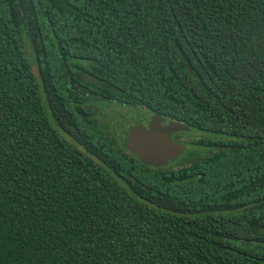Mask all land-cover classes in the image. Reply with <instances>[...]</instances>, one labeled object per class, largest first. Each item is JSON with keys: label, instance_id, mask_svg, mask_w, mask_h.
Masks as SVG:
<instances>
[{"label": "trees", "instance_id": "1", "mask_svg": "<svg viewBox=\"0 0 264 264\" xmlns=\"http://www.w3.org/2000/svg\"><path fill=\"white\" fill-rule=\"evenodd\" d=\"M0 264H264V0H0Z\"/></svg>", "mask_w": 264, "mask_h": 264}, {"label": "water", "instance_id": "2", "mask_svg": "<svg viewBox=\"0 0 264 264\" xmlns=\"http://www.w3.org/2000/svg\"><path fill=\"white\" fill-rule=\"evenodd\" d=\"M135 121L123 120L114 125L113 134L120 143L150 166L165 167L173 158L185 152V145L164 137L169 133L188 130L182 124L169 121L155 113L140 114ZM145 125V127H142Z\"/></svg>", "mask_w": 264, "mask_h": 264}, {"label": "rangeland", "instance_id": "3", "mask_svg": "<svg viewBox=\"0 0 264 264\" xmlns=\"http://www.w3.org/2000/svg\"><path fill=\"white\" fill-rule=\"evenodd\" d=\"M139 112H141V111H139L136 108L124 107V106H120L118 104H109V105H107V107H104L101 110L99 109L97 117L104 124H106L113 132L114 125L118 122H122L123 120L135 121L136 118L140 119L139 118V116H140ZM181 132H182V130L177 131L175 133H176V135L179 136V138H182L183 140H189L190 139V135H183ZM196 134H197L196 131L191 132L192 137H194ZM184 142H187V141H184ZM176 164H178V162L174 163V165H176Z\"/></svg>", "mask_w": 264, "mask_h": 264}, {"label": "flooded vegetation", "instance_id": "4", "mask_svg": "<svg viewBox=\"0 0 264 264\" xmlns=\"http://www.w3.org/2000/svg\"><path fill=\"white\" fill-rule=\"evenodd\" d=\"M107 107V106H106ZM97 110V113H98V109H96ZM140 114H145L146 112H139ZM142 127H145V125H142ZM164 133V137H168V138H171V139H173L174 141H178L177 140V138H179L178 137V135H176V133H169V129L167 130V131H164L163 132ZM179 142V141H178ZM180 143V142H179Z\"/></svg>", "mask_w": 264, "mask_h": 264}]
</instances>
